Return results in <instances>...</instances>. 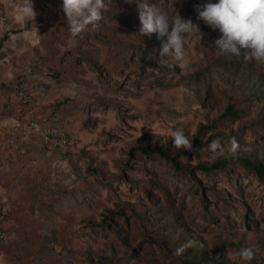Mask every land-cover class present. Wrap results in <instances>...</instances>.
I'll return each mask as SVG.
<instances>
[{
  "label": "rangeland",
  "instance_id": "374dc122",
  "mask_svg": "<svg viewBox=\"0 0 264 264\" xmlns=\"http://www.w3.org/2000/svg\"><path fill=\"white\" fill-rule=\"evenodd\" d=\"M32 2L35 19L16 11L19 0H0V139L19 140L18 84L43 113L16 151L0 148L10 264H183L200 251L201 264H242L230 259L241 248L253 250L249 264H264V174L233 159H264V63L216 51L220 33L195 10L205 0H149L198 25L180 60L139 33L142 0H106L99 25L75 38L62 0ZM228 105L240 118L221 117ZM50 123L70 140L44 151ZM175 130L191 150L174 146ZM225 155V168H201Z\"/></svg>",
  "mask_w": 264,
  "mask_h": 264
},
{
  "label": "clouds",
  "instance_id": "9594fccd",
  "mask_svg": "<svg viewBox=\"0 0 264 264\" xmlns=\"http://www.w3.org/2000/svg\"><path fill=\"white\" fill-rule=\"evenodd\" d=\"M15 8L24 18L36 17L32 0H19ZM61 8L69 31L75 38L89 25H99L106 0H62ZM195 10L199 20L220 33L214 41L218 53L247 62L264 63V0H205ZM138 16L139 33L147 37L156 35L160 41L159 55L162 58L180 60L187 39L195 32H200L198 25L191 19H184L177 12L170 17L167 11L149 3V0H142L138 5ZM172 138L177 149H192V139L183 130L173 131ZM234 148L233 144V151ZM210 149L215 155L224 154L218 141H213ZM182 251L178 249L177 253ZM253 257L251 248H241L232 253L230 259L249 264Z\"/></svg>",
  "mask_w": 264,
  "mask_h": 264
},
{
  "label": "built area",
  "instance_id": "2783aa9c",
  "mask_svg": "<svg viewBox=\"0 0 264 264\" xmlns=\"http://www.w3.org/2000/svg\"><path fill=\"white\" fill-rule=\"evenodd\" d=\"M15 97L18 99L22 109L13 118V129L17 131L19 140H22L37 130L39 121L43 118V113L40 100L29 93L25 84L20 83L16 86ZM42 135L44 151L61 149L70 140L69 132L57 123H50L43 127ZM19 140L15 137L0 139V148L8 149L9 153L16 151L19 146ZM6 209L5 205L0 207V264H10L7 256L1 250L8 240V232L2 220V215Z\"/></svg>",
  "mask_w": 264,
  "mask_h": 264
},
{
  "label": "trees",
  "instance_id": "16d2710c",
  "mask_svg": "<svg viewBox=\"0 0 264 264\" xmlns=\"http://www.w3.org/2000/svg\"><path fill=\"white\" fill-rule=\"evenodd\" d=\"M227 71H229V73L230 72H236V67L230 66ZM235 77L238 79H242V78L244 79L245 78V76L241 75V74H236ZM250 84H253V82L250 81ZM245 93L247 96H250V93L247 91V89L245 90ZM241 114H242L241 108H235L232 105H228L224 109L221 117L238 119V118H240ZM196 145H197V142L195 141V146ZM141 148L145 153H148V151L150 150V148L147 146H142ZM154 151L156 153H158L159 155H161L162 157H164L165 159L172 161V163L174 165H176L175 157L169 156L163 149L155 148ZM182 152H183V154H187V152H185V151H182ZM233 159L236 160L237 162H239L244 168H246L247 170H251V171L255 172L257 175L262 176L264 174V159L263 160H251L247 157H241V156L234 157ZM229 160H231L229 155H225L223 158L212 162L208 167H201V168L205 169V170L206 169H223L227 166V163ZM168 219L171 220L172 217L169 215ZM174 255L177 256V253L174 252ZM180 257H181V262L183 264H201L207 258V256L204 253H202V251H200V253H198L197 255H193L191 258H185V257H183V255H181ZM210 258H212L214 261H216L215 258L213 257V255H211Z\"/></svg>",
  "mask_w": 264,
  "mask_h": 264
}]
</instances>
